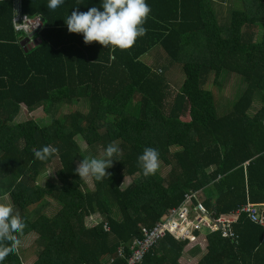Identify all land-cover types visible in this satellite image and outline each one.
<instances>
[{
	"label": "trees",
	"instance_id": "1",
	"mask_svg": "<svg viewBox=\"0 0 264 264\" xmlns=\"http://www.w3.org/2000/svg\"><path fill=\"white\" fill-rule=\"evenodd\" d=\"M146 2L144 35L113 49L85 44L64 23L100 0H65L55 10L24 0V12L43 22L30 37L15 31L13 1L0 0V199L8 196L25 221L20 242L37 236L32 264H124L142 228L190 193L216 216L264 202V0ZM236 78L221 104L217 86ZM76 103L85 108L61 115ZM23 108L51 123H17ZM108 143L118 145L117 161L89 186L74 169ZM45 145L57 152L35 159ZM149 146L165 174H142L137 157ZM233 230L237 238L206 234L195 246H208L199 264H264V226L242 214ZM189 243L166 235L142 264H181ZM22 255L17 249L4 264H24Z\"/></svg>",
	"mask_w": 264,
	"mask_h": 264
},
{
	"label": "clouds",
	"instance_id": "2",
	"mask_svg": "<svg viewBox=\"0 0 264 264\" xmlns=\"http://www.w3.org/2000/svg\"><path fill=\"white\" fill-rule=\"evenodd\" d=\"M65 0H47V8L55 10ZM150 12L146 0H100V7L92 6L87 11L75 8L64 18L69 33L82 34L85 44L93 41L113 49L131 47L137 37L144 35V21ZM57 152L51 145L34 149L32 155L39 161H46ZM120 154L115 143H108L102 154L81 159L74 171L82 179L100 181L108 176L106 171L117 161ZM137 163L144 176L152 175L159 166V153L154 147H145L137 157ZM26 224L24 219L13 211L11 203L0 202V264L20 245L19 236L23 234Z\"/></svg>",
	"mask_w": 264,
	"mask_h": 264
},
{
	"label": "built area",
	"instance_id": "3",
	"mask_svg": "<svg viewBox=\"0 0 264 264\" xmlns=\"http://www.w3.org/2000/svg\"><path fill=\"white\" fill-rule=\"evenodd\" d=\"M14 7L13 24L15 31L27 37L32 36L43 27L40 18L31 17L24 12V0H12ZM245 214L252 222L264 226V202L245 205L229 214L216 216L200 201L198 193L187 194L185 201L179 206L167 211L164 216L151 228H142V239H134L131 255L124 264H142L144 255L156 244V241L166 235L174 237L180 242H190L189 247L205 245L206 234L219 231L224 238H237L233 225L239 217ZM108 229L107 225L105 226ZM200 233V235H197ZM205 238V239H203ZM124 257L123 252H118ZM111 257L107 263L113 264Z\"/></svg>",
	"mask_w": 264,
	"mask_h": 264
},
{
	"label": "rangeland",
	"instance_id": "4",
	"mask_svg": "<svg viewBox=\"0 0 264 264\" xmlns=\"http://www.w3.org/2000/svg\"><path fill=\"white\" fill-rule=\"evenodd\" d=\"M149 56H150V54L146 55V57L144 59L146 61H148ZM173 74H174V77L169 78V79H172V82L174 81V83H175L174 87L177 88L178 85H179V81H180V73L179 72H175ZM237 81L238 80L236 78L235 80H233V82H229L228 85L224 84L223 86H221V85L217 86L216 92L218 93L217 95L220 97L221 104H223L226 100L230 99V97L234 94ZM79 108H85L84 104L83 103H81V104L80 103H76V104H74L72 106H65L62 109L61 115H63V116L64 115H68L71 112H73L75 109H79ZM30 120L36 121L41 126H47V125H49L51 123V119L49 117L45 116L43 114L42 110H37L34 113H29L26 109L23 108L21 110V112H20V116H19V118L17 120V123H24V122L30 121ZM77 166H78V163H77ZM54 167H56V166L55 165H50L46 169V172L48 173L47 175L51 176V175L54 174V171H55ZM157 170L160 171V173L165 174L166 171L168 170V168H166L165 166H162L161 164H159ZM45 180H46V176H42L39 181L41 183H44ZM129 181H130L129 178H127L124 183H128ZM87 183H88L89 186H91V184H92L91 179H88ZM0 202L11 203V205H12L11 199L8 196L1 198ZM56 209H57L56 204H53L52 207H49L48 214L51 213V215H52V213H54ZM36 238H37L36 235H30L29 237H27V239H25L24 242L20 243V245L18 246L19 250L23 249V247L27 248L26 249V251H27L26 255L25 254L22 255L23 258H25L30 252H31L30 255H32L33 253L36 252V250H38V247L34 246ZM203 239H205V238H203ZM207 247H208L207 245L204 246L205 252L207 251ZM205 252H202V256L205 255ZM36 256H37V252H36V254L34 256V259H36ZM202 256H201V258H202ZM198 257L200 258V255H198ZM189 263L193 264V263H195V260L193 262H189Z\"/></svg>",
	"mask_w": 264,
	"mask_h": 264
},
{
	"label": "crops",
	"instance_id": "5",
	"mask_svg": "<svg viewBox=\"0 0 264 264\" xmlns=\"http://www.w3.org/2000/svg\"><path fill=\"white\" fill-rule=\"evenodd\" d=\"M77 9V8H76ZM42 20V19H41ZM37 44V40H34L32 39V42H31V47H34L35 45ZM152 61V56L150 55L149 58H148V63ZM27 239V238H26ZM25 240H22L20 243L24 242ZM23 246V245H22ZM27 248H24L23 249H20V251H23L24 254L26 255L27 251H26ZM37 252V251H36ZM35 253H33L32 255L31 252L26 256V259H25V262L24 264H32L36 259H34V256H35ZM202 252H205V250H202L201 248L199 247H188L186 249V251H184L183 253V257L181 259V264H191L189 262H193L195 260V263L193 264H199V262L201 261V256H202ZM198 255H200V258L198 257ZM203 257V256H202Z\"/></svg>",
	"mask_w": 264,
	"mask_h": 264
}]
</instances>
